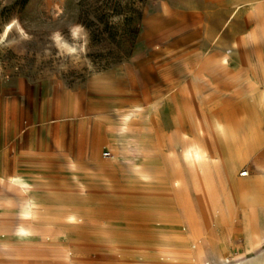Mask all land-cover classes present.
<instances>
[{"label":"rangeland","instance_id":"374dc122","mask_svg":"<svg viewBox=\"0 0 264 264\" xmlns=\"http://www.w3.org/2000/svg\"><path fill=\"white\" fill-rule=\"evenodd\" d=\"M247 1L0 0V264H229L263 250L258 230L245 241L257 237L260 249L243 252L241 236L227 246L202 229L201 177L180 163L177 191L170 174L177 134L189 131L182 100L186 116L221 105L231 137L220 148L234 143L243 98L205 85L209 109L198 93L203 76L219 77L223 53L233 50L229 67L241 68L235 42L254 25L250 8L264 42V0ZM76 25L85 39L73 40ZM56 32L74 54L61 53ZM112 131L116 142L103 137ZM220 174L203 183L202 210L220 208ZM12 180L31 183L46 203L23 218ZM86 183L92 189L80 191ZM188 214L197 220L190 231Z\"/></svg>","mask_w":264,"mask_h":264},{"label":"crops","instance_id":"0c3cea01","mask_svg":"<svg viewBox=\"0 0 264 264\" xmlns=\"http://www.w3.org/2000/svg\"><path fill=\"white\" fill-rule=\"evenodd\" d=\"M247 21L253 23V27L235 42L241 68L238 70L229 68L224 72L217 62L220 56L215 66V70L220 69L219 77L210 74V77L202 78L206 81L205 85L222 88L219 89L222 93H225L223 85L229 87L233 97L238 99L239 105L244 101L248 109L233 113V119L237 118V121L232 123L237 129V136L231 148L219 146L222 171L220 176L216 177V184L221 206L215 213L214 220L209 218L211 213L208 210H202L205 196L201 180V214L198 220L202 229L213 227L217 232V238L225 243L223 245L228 246L231 238L241 236L243 252L260 249L254 246L252 239H248L246 245L245 235L252 229L262 234L264 248V107H260L258 102V95L264 94V42L256 38L260 19L251 8ZM254 45L256 46L252 48ZM232 54L234 58L233 50ZM213 80L215 82H212ZM252 83L258 85L252 86L250 85ZM168 87L171 89V85ZM240 98H243V101H240ZM218 101L216 99V102ZM208 102L211 107L210 101ZM184 128L186 129L185 126ZM228 164L233 168L232 175L227 173ZM243 171L248 173L243 176L241 175ZM194 222L197 225L196 218Z\"/></svg>","mask_w":264,"mask_h":264},{"label":"bare ground","instance_id":"6f19581e","mask_svg":"<svg viewBox=\"0 0 264 264\" xmlns=\"http://www.w3.org/2000/svg\"><path fill=\"white\" fill-rule=\"evenodd\" d=\"M259 1L260 0H250V1H247V3L254 5ZM241 6H242L241 4H238L237 10H239ZM10 28L11 27H8L6 32H8ZM261 36L264 37V30ZM232 58H233L232 51H228V52H225L223 55H221V57L217 60V62L224 69V72L225 71L227 72L228 69L231 67L230 61ZM200 80H201V83L199 86L200 91L198 93V99L201 102V106L203 104H206V106H208V108L210 109L209 103L207 102L204 94L202 93L205 87L206 81L202 79ZM178 92L176 96L179 94ZM216 92L217 93L220 92L219 88H217ZM258 102H259L260 107H264V94L263 93H260L258 95ZM181 107H182V111H181L182 121L186 129L189 128V131L186 130L185 132L181 134H177V137H176L178 143L181 144V157L180 158L179 156L177 157L176 163L174 164L173 169L171 168L172 171L170 172V174H171L172 180L174 179V181L171 180V184L173 186L177 185V191H179L180 185L182 184L183 179H184L183 177L185 176L182 172V169L180 168V163L182 162L190 168V171L194 172L195 174H198L201 177V180H203V183L206 182L207 179H210L212 176L215 177L216 175H219V173L222 171L221 152L219 150V146L221 145L220 143L223 137L225 138L231 137L230 133H228L227 131L228 130L227 126L224 125L220 120L221 105L215 107L214 109H210V111L212 112L211 116L204 113L203 109H201L202 112L200 110L198 111V109H194L192 110L194 111V113L192 112V115L186 116L184 114L185 113L184 109L189 106L184 100H182ZM107 135L108 137H111L115 141L113 131L104 133L103 137ZM100 164L104 168H107V166H110L109 162H105V161H101ZM187 171L189 170L184 171V173H186ZM227 171L229 175H232L234 173L233 168L230 164H228ZM12 185H13V188L15 190H18V192H20L21 195L23 196V200L21 201V210H23L22 212L23 218L29 217L32 214L33 210H37L41 205L46 203L45 199L39 194L38 188H35L34 186H32L31 183L29 184L23 181L16 182L15 180H12ZM92 187L93 186H91L90 183H86L85 186H79V189L81 191L83 190V188L92 189ZM218 209L219 208H218L216 201L213 202L212 206L209 205L208 207H206V211L208 210V212L211 213L209 216L210 219L214 220L215 213L218 211ZM194 221L195 220L193 219V217L190 214H188L187 217L183 221L186 231H190V229L195 226ZM174 238L177 240L179 239V240L184 241L185 237H182L181 235L177 234L176 237L174 236ZM251 239L255 243L259 241L257 237H254ZM198 256L201 258L200 249L198 251ZM221 259L223 260V258ZM67 264H71V263H67ZM229 264H264V248L259 254H253L251 256H248L245 260L237 261V262L229 263Z\"/></svg>","mask_w":264,"mask_h":264},{"label":"clouds","instance_id":"9594fccd","mask_svg":"<svg viewBox=\"0 0 264 264\" xmlns=\"http://www.w3.org/2000/svg\"><path fill=\"white\" fill-rule=\"evenodd\" d=\"M71 34L73 40L86 38L83 33V28L79 25L72 27ZM52 40L55 42L56 46L61 50V53L74 54L76 52L75 46L69 45L59 32L53 34Z\"/></svg>","mask_w":264,"mask_h":264},{"label":"built area","instance_id":"2783aa9c","mask_svg":"<svg viewBox=\"0 0 264 264\" xmlns=\"http://www.w3.org/2000/svg\"><path fill=\"white\" fill-rule=\"evenodd\" d=\"M248 172L247 171H243V172H241V175H246Z\"/></svg>","mask_w":264,"mask_h":264}]
</instances>
